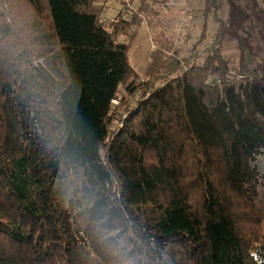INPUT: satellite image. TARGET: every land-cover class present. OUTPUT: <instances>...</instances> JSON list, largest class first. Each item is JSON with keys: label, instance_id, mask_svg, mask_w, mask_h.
<instances>
[{"label": "trees", "instance_id": "trees-1", "mask_svg": "<svg viewBox=\"0 0 264 264\" xmlns=\"http://www.w3.org/2000/svg\"><path fill=\"white\" fill-rule=\"evenodd\" d=\"M110 1L0 0V264H264V0L142 77Z\"/></svg>", "mask_w": 264, "mask_h": 264}, {"label": "rangeland", "instance_id": "rangeland-1", "mask_svg": "<svg viewBox=\"0 0 264 264\" xmlns=\"http://www.w3.org/2000/svg\"><path fill=\"white\" fill-rule=\"evenodd\" d=\"M220 2L221 8L217 15L225 20L228 7L225 0H220ZM141 3V0H111L106 7L104 22L111 24V20L116 17L119 9L126 5L131 6L133 12H137ZM147 3H149L150 9L148 8V13L145 12L141 15V24L136 31L138 34L132 42L130 51V62L136 72L141 77L144 75L150 55L158 47L156 36L170 39L182 57H189L197 52V62L202 63L207 55L205 50L213 42L219 27L213 11L207 18L205 17L206 0H157V2L154 0L148 2L147 0ZM123 13L126 18H130L128 9L123 10ZM119 40L127 42L129 39L125 35ZM234 47L235 43H227L225 54L232 57L237 56L239 53ZM123 93V89H121L120 95Z\"/></svg>", "mask_w": 264, "mask_h": 264}, {"label": "clouds", "instance_id": "clouds-1", "mask_svg": "<svg viewBox=\"0 0 264 264\" xmlns=\"http://www.w3.org/2000/svg\"><path fill=\"white\" fill-rule=\"evenodd\" d=\"M54 187V184H53ZM101 227L103 228V222L101 221ZM119 229H115L112 231H106V235L103 237V239L112 240V247L114 250L122 251L124 250V244L122 240H117L116 237L119 233ZM131 246H128V250L130 251ZM125 255H127V252H125ZM120 264H133L132 258L129 256L127 260L121 259Z\"/></svg>", "mask_w": 264, "mask_h": 264}, {"label": "built area", "instance_id": "built-area-1", "mask_svg": "<svg viewBox=\"0 0 264 264\" xmlns=\"http://www.w3.org/2000/svg\"><path fill=\"white\" fill-rule=\"evenodd\" d=\"M112 7H113V6H112ZM124 13H125V12H124ZM124 13H123V14H124ZM103 21H105V19H103ZM111 22H112V23H113V22H117V19L114 18V19L111 20Z\"/></svg>", "mask_w": 264, "mask_h": 264}]
</instances>
